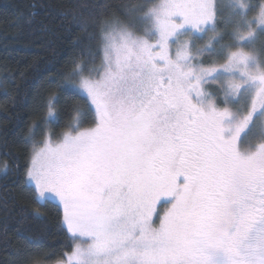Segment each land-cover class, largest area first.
Segmentation results:
<instances>
[{"label": "snow or ice", "instance_id": "1", "mask_svg": "<svg viewBox=\"0 0 264 264\" xmlns=\"http://www.w3.org/2000/svg\"><path fill=\"white\" fill-rule=\"evenodd\" d=\"M100 40L60 86L93 125L76 109L55 141L29 129L26 186L76 241L61 264H264V0L129 4Z\"/></svg>", "mask_w": 264, "mask_h": 264}, {"label": "trees", "instance_id": "2", "mask_svg": "<svg viewBox=\"0 0 264 264\" xmlns=\"http://www.w3.org/2000/svg\"><path fill=\"white\" fill-rule=\"evenodd\" d=\"M153 2L0 0V165L5 161L9 165L6 173L0 172V264H45L72 250L74 241L62 224L61 208L54 202L41 206L26 186L33 144L29 129L40 125L37 141L46 130L56 137L68 129L76 109L89 125L94 123L89 102L67 96L60 86L72 71L74 59L89 67L100 64L102 23L126 22L127 5ZM89 48L98 53L94 63L81 54ZM203 59L207 63L211 58ZM211 89L218 92V86ZM218 94L223 107V94ZM53 95L59 98L61 118L46 126L47 100Z\"/></svg>", "mask_w": 264, "mask_h": 264}, {"label": "rangeland", "instance_id": "3", "mask_svg": "<svg viewBox=\"0 0 264 264\" xmlns=\"http://www.w3.org/2000/svg\"><path fill=\"white\" fill-rule=\"evenodd\" d=\"M146 6H150V5H146ZM172 52H173V54H174V52H175V48L173 47V49H172ZM94 111V110H93ZM87 121V119L86 118H83L82 117V122H81V124H80V127L81 128H87V127H91L92 125H89V123L88 122H86ZM84 122H86V123H84ZM68 129H65L64 131H67ZM63 131V132H64ZM46 132H50L49 130H46L45 132H44V134L46 133ZM62 132V133H63ZM51 133V132H50ZM61 133V134H62ZM52 134V133H51ZM61 134H59L58 136H53V134H52V139L55 141V140H57L59 137H60V135ZM39 141V140H38ZM249 142L250 143H253V144H255L257 141L255 140V139H253V138H249ZM30 164V163H29ZM25 179H26V182H27V173H26V177H25ZM54 203H56L55 201H53ZM57 204V203H56ZM167 207H169V205H166V204H164L163 202H161L160 204H158V210H159V213H160V216H162L163 215V213H164V211L166 210V208ZM61 208V207H60ZM61 211H62V217H63V210H62V208H61ZM153 219L155 220V223H156V225L158 226V224H159V219L154 215V217H153ZM65 228H66V226H65ZM66 230H67V228H66ZM68 232V231H67ZM69 235H70V233H68ZM75 243H76V241H74V245H75ZM74 245H73V247H74ZM72 247V248H73ZM72 251V250H71ZM70 251V252H71ZM70 252H68V253H70ZM67 259V257H66V254L63 256V257H61L60 259H58V260H55V261H53V262H49V263H45V264H61V262H63V261H65Z\"/></svg>", "mask_w": 264, "mask_h": 264}]
</instances>
